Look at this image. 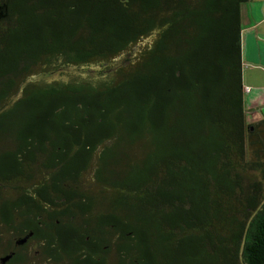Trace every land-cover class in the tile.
Listing matches in <instances>:
<instances>
[{
    "label": "trees",
    "instance_id": "1",
    "mask_svg": "<svg viewBox=\"0 0 264 264\" xmlns=\"http://www.w3.org/2000/svg\"><path fill=\"white\" fill-rule=\"evenodd\" d=\"M250 1L0 0V264H264Z\"/></svg>",
    "mask_w": 264,
    "mask_h": 264
},
{
    "label": "crops",
    "instance_id": "2",
    "mask_svg": "<svg viewBox=\"0 0 264 264\" xmlns=\"http://www.w3.org/2000/svg\"><path fill=\"white\" fill-rule=\"evenodd\" d=\"M243 82L246 120L264 118V0L242 5Z\"/></svg>",
    "mask_w": 264,
    "mask_h": 264
},
{
    "label": "rangeland",
    "instance_id": "3",
    "mask_svg": "<svg viewBox=\"0 0 264 264\" xmlns=\"http://www.w3.org/2000/svg\"><path fill=\"white\" fill-rule=\"evenodd\" d=\"M75 71H77V70L76 69H72V72H75ZM51 76H53V77H59V76H61V71H56Z\"/></svg>",
    "mask_w": 264,
    "mask_h": 264
},
{
    "label": "water",
    "instance_id": "4",
    "mask_svg": "<svg viewBox=\"0 0 264 264\" xmlns=\"http://www.w3.org/2000/svg\"><path fill=\"white\" fill-rule=\"evenodd\" d=\"M11 257V255H7L5 257L2 258V261L5 262L6 260H8Z\"/></svg>",
    "mask_w": 264,
    "mask_h": 264
}]
</instances>
